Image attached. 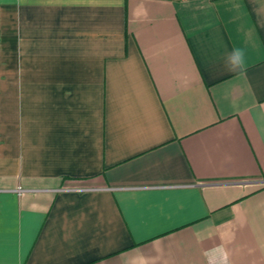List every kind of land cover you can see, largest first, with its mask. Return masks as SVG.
Segmentation results:
<instances>
[{
  "label": "crops",
  "instance_id": "1",
  "mask_svg": "<svg viewBox=\"0 0 264 264\" xmlns=\"http://www.w3.org/2000/svg\"><path fill=\"white\" fill-rule=\"evenodd\" d=\"M0 264H264V0H0Z\"/></svg>",
  "mask_w": 264,
  "mask_h": 264
},
{
  "label": "clouds",
  "instance_id": "2",
  "mask_svg": "<svg viewBox=\"0 0 264 264\" xmlns=\"http://www.w3.org/2000/svg\"><path fill=\"white\" fill-rule=\"evenodd\" d=\"M243 53L239 50H234L231 56L229 57V62L233 67L239 66L242 64Z\"/></svg>",
  "mask_w": 264,
  "mask_h": 264
}]
</instances>
